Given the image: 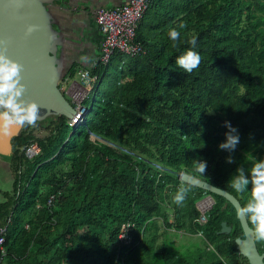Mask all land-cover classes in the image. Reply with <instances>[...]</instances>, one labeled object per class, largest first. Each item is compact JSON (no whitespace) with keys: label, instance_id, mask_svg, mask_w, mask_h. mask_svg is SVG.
<instances>
[{"label":"trees","instance_id":"1","mask_svg":"<svg viewBox=\"0 0 264 264\" xmlns=\"http://www.w3.org/2000/svg\"><path fill=\"white\" fill-rule=\"evenodd\" d=\"M181 23L173 47L168 29ZM192 36L201 62L186 73L175 58ZM137 41L146 53L121 64L83 123L53 115L12 138L15 191L0 206V264H250L237 248L244 234L235 208L206 192L215 204L201 226L203 190L179 176L198 177L242 205L249 198L228 179L252 163L247 152L264 157V0H151ZM107 68L90 70L102 82ZM224 121L240 135L232 164L217 147ZM33 142L41 153L30 160L24 150ZM199 159L207 161L203 176ZM149 162L165 168L162 175ZM181 186L186 199L177 205ZM223 222L230 234L220 233ZM125 223L133 225L128 246L119 239ZM256 243L264 252V241Z\"/></svg>","mask_w":264,"mask_h":264},{"label":"water","instance_id":"2","mask_svg":"<svg viewBox=\"0 0 264 264\" xmlns=\"http://www.w3.org/2000/svg\"><path fill=\"white\" fill-rule=\"evenodd\" d=\"M57 0H0V50L20 65L21 83L25 85L21 99L34 101L39 106L37 121L49 116L72 119L75 109L63 93L61 80L65 69L60 65V32L49 13L48 6ZM29 25L35 30L26 34ZM180 181L198 187L213 195L225 198L236 210L242 206L231 193L182 172ZM238 218V217H237ZM244 238H237L239 253L250 264H264V252H260L250 231L249 222L239 217ZM232 227L222 223L221 234H230Z\"/></svg>","mask_w":264,"mask_h":264},{"label":"clouds","instance_id":"3","mask_svg":"<svg viewBox=\"0 0 264 264\" xmlns=\"http://www.w3.org/2000/svg\"><path fill=\"white\" fill-rule=\"evenodd\" d=\"M181 23L178 27H169L168 37L175 47L181 32ZM35 25H29L26 34L35 30ZM190 47L184 49L175 58L177 67L182 68L186 73L193 72L201 62V53L197 50V37L192 36L189 41ZM81 62L87 63L91 57L81 55ZM20 65L15 60L9 58L4 51L0 50V136H11L16 131L27 126H36L39 117V106L34 101L21 99L25 85L21 83ZM64 77V76H63ZM227 131L224 133L225 139L217 147L224 150L229 155L225 157L228 164L234 163L231 155L240 142L239 131L230 121H224ZM248 153V158L252 163L245 167L239 165L228 179L229 186L237 193L249 192L247 202L236 208V217H244L250 223V231L254 239L264 241V157L257 158L252 153ZM196 171L203 176L207 167L204 159L195 160ZM187 189L179 187L172 197L177 205H181L186 199ZM211 248V245H209ZM214 250V249H213Z\"/></svg>","mask_w":264,"mask_h":264},{"label":"built area","instance_id":"4","mask_svg":"<svg viewBox=\"0 0 264 264\" xmlns=\"http://www.w3.org/2000/svg\"><path fill=\"white\" fill-rule=\"evenodd\" d=\"M150 4L151 0H129L121 6L96 10L95 18L103 40L100 55L92 68L108 67L115 53L129 57H137L146 53L144 46L137 41V32ZM76 76H79L78 80L75 79ZM76 76L72 78L64 76L60 84L61 86L68 85L65 96L75 109V115L72 119H69V123L73 127L83 123L87 118L92 105L89 102L95 97L101 84V79L97 75H93L90 69H80L77 71ZM24 153L28 159L33 160L41 153V149L37 143L33 142L25 148ZM130 154L138 161H145L143 157L137 154ZM150 164L160 170L162 175L165 168L159 164ZM54 200L55 195H51L48 205L51 206ZM214 204L215 200L212 195H205L197 202V209L200 213L198 223L201 226L208 222V212ZM132 226L130 223H125L122 226L119 239L124 245L128 246L133 241L130 234ZM6 231V227H0V253L2 254H5L4 234Z\"/></svg>","mask_w":264,"mask_h":264},{"label":"crops","instance_id":"5","mask_svg":"<svg viewBox=\"0 0 264 264\" xmlns=\"http://www.w3.org/2000/svg\"><path fill=\"white\" fill-rule=\"evenodd\" d=\"M128 1L57 0L48 6L55 28L60 32L62 45L59 47L58 54L60 65L65 69V72H69L72 69L77 71L80 69H91L97 61L103 37L96 22V10L121 6ZM81 55H87L91 59L87 63L81 62L79 59ZM8 152L10 153V151ZM10 156L13 157V149ZM0 160L3 162V157ZM11 162L13 163L14 174L13 158ZM14 191L15 182L14 189L12 186L11 191L5 188V185H0V206L6 202V195H13Z\"/></svg>","mask_w":264,"mask_h":264},{"label":"rangeland","instance_id":"6","mask_svg":"<svg viewBox=\"0 0 264 264\" xmlns=\"http://www.w3.org/2000/svg\"><path fill=\"white\" fill-rule=\"evenodd\" d=\"M128 60H129V56H126V55L120 56L118 54H114L112 56L110 64H109L108 68L106 69L105 74L102 78L103 80L100 84V88L97 91L98 92L96 94L97 98H100V92H102L104 89H106L107 87L112 85V83L118 79L119 69L121 67V64L124 61H128ZM75 79L78 80L79 76H76ZM67 88H68V85L62 86V90H63L64 94L66 93ZM29 127H31V126H29ZM70 130L73 131L74 128L71 127ZM19 134H20V130L16 131L11 136H0V158L3 157V162L0 160V182H1L0 185H5V188H8L10 191L12 190V186L14 189V182H15V176L13 174V168H12L13 163L11 162L13 157L10 156L12 149H13L11 141H12L13 137L18 136ZM37 134L39 137H43L46 135L41 129H39V131H37ZM8 151H10V153ZM155 169L158 172H161L157 168H155ZM203 193H204V195H203V197H204L206 194V191L203 190ZM24 218H25V215L21 212L20 218H19L20 221L23 220ZM171 221L172 222L174 221V219L172 217H171Z\"/></svg>","mask_w":264,"mask_h":264}]
</instances>
